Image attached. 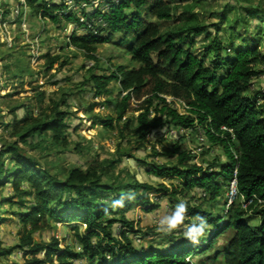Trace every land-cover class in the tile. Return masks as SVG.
<instances>
[{"label":"trees","instance_id":"16d2710c","mask_svg":"<svg viewBox=\"0 0 264 264\" xmlns=\"http://www.w3.org/2000/svg\"><path fill=\"white\" fill-rule=\"evenodd\" d=\"M40 1L42 4L37 5ZM74 1L78 5L93 2ZM26 2L44 18L60 23V13H64L66 21L89 29V34L82 36L74 32L69 43L95 61L87 84L100 96L111 94L109 85L117 81L121 92L125 93L117 101V116L105 121L107 127L112 128L114 122L120 125L128 111H138L137 116L134 114L126 118L121 134L124 136L126 130L134 135L136 142L140 143L139 148H143L149 134L156 129L173 126L191 129L198 122L206 128L210 141L222 147L230 160L220 170L212 171L220 164L217 160L205 169L193 163V156L181 150L179 141L173 146L163 145L160 152L155 150V146L154 156H160L164 161L145 162L155 178L178 177L184 183L180 189L183 194L197 188L209 194V199L208 196L205 199L212 203L225 194L219 179L229 183L237 168L239 193L245 199L254 197V202L245 208L242 202H237L242 199L240 195L229 207L226 218L216 217L204 205L190 206L192 203L187 201L190 215L203 216L208 224L213 225L199 242L189 240L173 252L156 249L137 251L129 243L128 230L123 229V238H119L114 228L121 224L134 229L135 224L127 218V213L137 206L152 211L157 205L151 199V192L163 193L169 191V187L163 182L154 185L136 177L133 182H124L119 177H116V181L105 182L104 177L115 178L113 169L120 161L118 158H105L100 162L97 158L89 157L86 168H63L65 178H60L51 171L48 162L43 167L26 154L21 144L36 149L43 148L48 141L56 149L67 148L70 144L67 122L70 112L60 109L62 104L66 105L65 100H52V104L42 108L38 115L27 107L23 118L17 114V107L10 111L13 115L11 137L15 139L3 140L0 149V187L11 184L14 195L19 196L26 194L25 185L31 189L33 201L29 209L21 212L24 230L16 246L31 255L27 264H73L74 260L83 258L100 264H193L190 256L197 252H208L224 234L230 235L221 254L225 264H264V98L260 97L262 91L247 94L253 79L260 73L255 65L264 62L263 49L259 44L261 35H264V26L259 22L252 33L256 39L247 40L234 53L224 54L228 45L222 43L219 29L213 36L211 30L219 23L207 25L199 22L193 3L107 0L106 11L97 8L92 12L84 8L83 14L88 21L96 19L93 26L88 28L85 22L81 23L75 11H68L69 6L64 1ZM181 8H184L181 18L186 13L185 18L175 23ZM160 21H174L175 24L162 30ZM121 33L125 36L123 42L128 46V54L137 65L131 68L124 64L117 65L110 74H97L96 70L100 68L95 54L98 45L107 43L115 34ZM204 34L205 41L211 40L197 45L198 37ZM199 48H203V51H198ZM59 58L50 57L49 67L52 68ZM39 95L43 98L44 92ZM164 96L183 100L187 105L186 112H179ZM133 120L137 122L136 128L131 127ZM49 155L47 153L46 157ZM176 155L178 163H170L169 159ZM9 159L14 162V169L8 167ZM3 199L11 204L16 203L13 196ZM17 203L26 207L28 200L21 198ZM257 216L259 223L252 224L249 219ZM50 218L57 223L76 224L74 230L81 246L79 251L70 246L62 250L56 237L49 242L34 239L36 232L51 228ZM82 225L87 226L86 233L81 232ZM142 231L139 229L137 233L142 234ZM212 232L214 235L208 240ZM121 244L123 246L119 247ZM128 247L131 249L129 252L125 250ZM9 253L11 250L3 247L0 241V256ZM42 254L43 257L40 256ZM55 257L58 263L54 261ZM0 264L3 263L0 261Z\"/></svg>","mask_w":264,"mask_h":264},{"label":"rangeland","instance_id":"374dc122","mask_svg":"<svg viewBox=\"0 0 264 264\" xmlns=\"http://www.w3.org/2000/svg\"><path fill=\"white\" fill-rule=\"evenodd\" d=\"M53 1L59 3L64 1L69 6L68 11H75L81 18V23L85 22L88 28L93 26L96 19L88 21L83 14L84 8L93 10L92 12L97 8L105 11L108 9L107 0H93L92 4L83 3L81 5H78L74 0ZM171 1L183 5L193 3L195 5L194 12L198 14L201 23L207 25L219 23V26H213L211 30L213 36L217 32L216 29H219L222 43L228 45L227 51H223L224 54L234 53L236 48L244 46L247 40L256 39V35L252 33L256 30L259 22L262 27L264 26V0ZM40 4L42 1L37 3V5ZM183 9L179 10L175 23L184 20L186 13L181 18ZM60 18V23L54 22L51 18H44L41 13L35 12L26 0H0V149L3 140L13 141L15 139L11 137L13 115L10 111L12 109L18 107L17 114L23 118L27 107L38 115L42 108L52 104V100L59 102L65 100L66 105L62 104L60 109L70 112L67 118L69 146L65 149H56L47 141L43 148L31 149L30 146L21 144L25 153L35 158L43 167L48 162L51 171L58 174L60 178H65V175L62 174L63 168H86L89 157L97 158L100 162L105 158L114 160L118 158L120 161L113 169L115 178L104 177L105 182L116 181L118 177L124 182H133L136 177L154 185L165 183L169 187V191L151 192L150 194L157 207L152 211L142 206L135 207L127 213V218L134 222L135 228L130 229L118 224L115 226L114 232L119 238H123L122 230H128L129 243L137 251L156 249L173 252L176 247L189 241L181 226L170 233L161 230L164 221L174 211L179 201H189L192 203L190 206L204 205L207 210L216 214V217H225L228 211L226 210L227 193L231 181L226 183L219 179L225 194L220 195L212 203L206 202L205 196H208V199L210 196L205 191L196 188L192 192L183 194L180 191L184 184L181 179L173 176L155 178L148 171L150 167L146 166L145 162L155 160L162 163L163 158L154 156V151L160 152L163 145L173 146L177 141L182 144V151H187L193 156V163L204 166L205 169H208L210 164L217 160L220 164L211 170H220L222 165L229 163L230 160L222 147L210 141L206 135V128L198 122L191 129L176 126L156 129L149 134L146 147L143 148H139L140 143L136 142L134 135L129 134L126 130L124 136L121 134L126 118L134 114L137 116L138 111H128L120 125L114 122L112 128L107 127L105 121L110 117L117 116V101L125 93L121 92L120 83L117 81L110 83L109 88L112 93L109 95L97 96L92 91L91 85L87 84L86 80L91 75L90 70L94 68L95 61L86 57L82 50L69 44L74 32L82 36L89 34V29L80 27V24L75 22L66 21L64 13H60ZM160 23L162 30L175 24L174 21H160ZM96 24L98 25V23ZM261 37L262 40L259 41V44L264 53V35ZM123 38H125L124 34H115L107 43L98 45L95 54L99 59L100 68H97V74H110L117 65L124 64L129 68L137 65L131 60L128 46L123 42ZM205 39V34L199 36L197 45L209 43L211 40V38L206 41ZM198 51H203V48H199ZM57 56L60 58L50 68L48 59ZM255 69L260 73L253 79L254 82L247 93L250 95H254L257 91L264 93V62L257 63ZM41 92H44L43 98L39 95ZM263 93L260 95L262 98H264ZM164 97L179 112H186L187 105L183 100L171 96ZM133 102L135 105L137 104L135 100ZM136 126L137 122L133 120L131 127L136 128ZM78 144L80 145L79 149L77 148ZM47 153L50 154L48 158L46 157ZM169 162L178 163L177 155L171 157ZM8 167L14 169V162H11V159L8 161ZM25 187L27 192L22 196L14 195L11 184L0 187V241L3 247L11 250L8 255L0 256V261L3 264H27V259L31 258V255L25 250L16 247L24 230L21 223V212L29 209L30 203L33 201L31 189L27 185ZM175 189L178 191L175 192ZM7 196H13L16 203L11 204L4 201L3 198ZM21 198L28 200L26 207L17 203ZM190 206L187 209L185 220L182 222L185 225L195 219L190 215ZM259 219L257 216L250 218L249 221L252 224H258ZM50 224L51 228L36 232L34 239L38 242H49L53 237H56L62 250L66 246L77 251L81 249L76 237L77 233L74 230L76 224L57 223L54 218H50ZM209 225V228H212L213 225L211 223ZM86 227V225H82L81 232L86 233ZM139 229L143 230L142 234L137 233ZM215 232L216 230H214ZM214 233L212 232L208 240L213 237ZM229 238L228 234L222 235L216 246L205 253H194L190 256V260L193 264H225L221 254L225 251ZM122 244L118 246L122 247ZM125 250L129 252L131 249L128 247ZM131 255L134 254L131 253ZM54 261L58 263L57 257L54 258ZM73 262V264H100L87 258L77 259ZM109 264L114 263L109 262Z\"/></svg>","mask_w":264,"mask_h":264},{"label":"clouds","instance_id":"9594fccd","mask_svg":"<svg viewBox=\"0 0 264 264\" xmlns=\"http://www.w3.org/2000/svg\"><path fill=\"white\" fill-rule=\"evenodd\" d=\"M188 207L189 204L187 202L180 200L174 211L164 221V226L161 230L170 233L178 226H181L184 229L185 237L193 243H198L200 238L205 235L210 225L205 217L199 215L190 223L186 225L183 224L182 222L185 220ZM226 209L228 210L229 208L226 207Z\"/></svg>","mask_w":264,"mask_h":264},{"label":"built area","instance_id":"2783aa9c","mask_svg":"<svg viewBox=\"0 0 264 264\" xmlns=\"http://www.w3.org/2000/svg\"><path fill=\"white\" fill-rule=\"evenodd\" d=\"M236 158L238 157L236 156ZM237 174H238V170L236 168L234 172V176L231 180L229 191L227 193V205H226L227 208L231 207L239 199V196L241 195L239 193ZM240 202H242V206L246 208L254 202V197L245 199L244 196H242ZM260 202H262V200H260Z\"/></svg>","mask_w":264,"mask_h":264}]
</instances>
